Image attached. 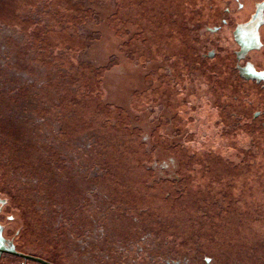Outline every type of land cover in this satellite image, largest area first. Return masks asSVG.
<instances>
[{
  "label": "rangeland",
  "instance_id": "1",
  "mask_svg": "<svg viewBox=\"0 0 264 264\" xmlns=\"http://www.w3.org/2000/svg\"><path fill=\"white\" fill-rule=\"evenodd\" d=\"M192 4L0 0V116L15 107L34 131L45 117L46 132L55 136H47V157L39 163L31 162L34 146L17 155L14 136L5 140L1 131L0 148L9 155V171L32 175L20 184L26 197H35L28 189L34 176L41 191L51 192L55 185L47 181L58 175L67 179L59 185L60 201L86 199L88 213L102 215L100 228L83 232V249L88 244L90 251L92 243L104 254L116 242L122 264H264V150L252 142V126L231 117L224 82L219 98H211L199 76L180 82L168 64L158 66L160 59L167 62L164 50L192 55L196 42L185 29L190 17L183 16ZM16 92L22 97L13 103ZM37 131L45 133L41 126ZM173 139L179 144L172 149ZM91 141L98 156L82 171L83 155H75ZM155 145L178 160L158 158ZM73 148L74 162L68 156ZM156 159L167 160L173 179L161 178ZM12 208L32 256L66 264L53 259L62 242L36 229L34 216L25 220L22 209Z\"/></svg>",
  "mask_w": 264,
  "mask_h": 264
},
{
  "label": "flooded vegetation",
  "instance_id": "2",
  "mask_svg": "<svg viewBox=\"0 0 264 264\" xmlns=\"http://www.w3.org/2000/svg\"><path fill=\"white\" fill-rule=\"evenodd\" d=\"M192 5L183 14L184 17L186 15L190 17L187 20L188 23L185 29H188L194 35L196 42L195 47H191L193 50L192 55L184 54L183 52L182 55L184 54L186 56L181 58L182 55L175 56L164 50L163 56L167 59V62L164 59H160L158 61H162L158 62V66L162 67L163 64H168L169 68L172 69L171 73L180 82L183 81L182 76L185 77L188 74L199 76L201 81H205L203 83L208 84V89H211V98L212 96L219 98L220 92L223 89L222 82H224L225 88H227L226 90L231 95L230 103L233 104L230 108L231 117L235 118L237 116V124L245 122L247 126H252L254 135L252 142L261 150H264V0H195V4ZM184 26L182 27L181 25L182 28ZM154 63H157V61L151 62L153 66H155ZM191 64L192 67H190ZM174 79L171 80L173 82L177 81ZM14 89L17 91L18 87ZM14 96V99L11 100L13 103H17L19 98L21 99L22 97V92H16ZM215 102L217 103L216 100ZM4 112L5 114L2 117L0 116V121H4L5 126H0V131L2 132V136L5 137V140L10 134L14 136L17 146L16 154L21 155L23 151H28L29 145H31L38 151L31 157V162L39 163L44 157H47L43 156L47 145L44 142H47V139L50 138L47 136H54V134L51 132L49 135L47 133L49 131L46 132L48 127L43 122L42 117H39V123L35 122L37 125L34 131L32 127L26 125L27 118L24 117L23 111L20 112L15 107H8L5 108ZM175 117L177 118L178 115L172 113L171 119L174 120ZM38 126L43 127L45 133L38 132ZM41 131L43 132V130ZM28 132H31V134L28 135ZM2 136L0 133V138ZM26 136L30 137L29 142H27ZM178 140H171L173 146L170 145V148L173 149L176 146L175 144H179ZM44 144L45 148H43ZM86 146L90 147V145ZM89 147L86 149L83 146L81 150L83 149L82 151L84 153L81 155L78 152L80 150L77 149L75 155L76 157L83 155L84 164L82 171L84 169L89 171L91 168V163H86L90 157L86 152ZM152 148H154L153 151H155V155L158 158L167 156L171 157L172 160H178L174 156L175 153L171 155L168 150L156 147V145ZM74 150V148L71 149L68 154L73 162L75 161L73 158L75 157ZM4 152L5 149L2 144L0 148V185H3L2 181H4L6 184L5 190L7 191L5 193L7 195H2L3 192H0V226L2 227L1 234L3 238L9 244L14 245L16 251L23 253L22 243L19 245L18 241L21 242L24 236L18 229L8 227L11 223H16V217L7 215V209L12 205L22 209L25 220L30 221L26 218L34 216L36 219V229L44 230L45 234L51 237V239L54 238L58 243L62 242L64 250L60 252L52 251L53 259L61 258L66 264H88V262L91 264L92 261L88 259L91 256L95 259L94 264H106L107 258V264H122V260L119 259L120 256L117 253L116 242L108 243L105 241L104 243L103 241V244L108 243L110 246L109 250H102L103 253H108L111 257L116 255L113 259L106 257L104 254H100L99 251L96 253L93 249L95 245H92V243L90 244L91 247L89 246L90 251L87 248L88 244L84 249L80 247L79 242L81 240L88 241L84 237L83 232L88 230L93 233L96 229L100 228L102 225V215L96 216L97 212L89 214L87 210H91V207L87 204L88 201L86 199L82 201L78 199L72 202H62L64 196L61 195L59 197V185H65L67 182L66 178L59 177L58 175L51 177L52 179L47 181V183L52 184V186L55 185V187L51 192H47L45 190L41 191L42 181L37 180V176H34L35 184L31 182L28 189L31 194L34 193L35 197H26V187L20 186V184L27 185L28 181L26 179L32 175L23 169L9 171L11 161H9L8 153L6 152L5 154ZM166 161L156 159L155 166L158 169H163L160 170L164 174L161 178L173 179L170 173L171 171L168 174L166 173ZM80 167L81 165L78 162L74 163V168L79 169ZM65 170L67 169L63 171ZM176 174L177 172L174 173V177ZM86 180L87 178L85 176L82 177V181L88 182ZM71 185L70 183V187ZM92 186L93 188H98L96 183L95 186ZM45 201L50 204L51 209L43 207ZM83 216H86L89 221L83 222L81 220ZM90 221L95 223L93 228L88 226ZM32 222L31 220L30 223ZM71 245H74L75 248L69 250L68 247L71 248ZM118 248L120 250V247ZM113 249L116 252L112 251ZM7 257L21 259L23 264L32 262L10 254L0 253V264H6L5 260ZM98 257L100 260L102 259V263L96 261ZM44 260L57 264V262H53L55 260L49 261L45 258Z\"/></svg>",
  "mask_w": 264,
  "mask_h": 264
},
{
  "label": "water",
  "instance_id": "3",
  "mask_svg": "<svg viewBox=\"0 0 264 264\" xmlns=\"http://www.w3.org/2000/svg\"><path fill=\"white\" fill-rule=\"evenodd\" d=\"M0 192H3L2 195H7L5 193L6 191H5L4 187H3V185H0ZM7 215L16 217L12 206L7 209ZM8 227L18 229L20 231V233L23 234L17 218H16V223H11L10 226H8ZM1 231H2V227L0 226V253L10 254V255H13V256H16V257L23 258L24 260H27V261H32V262H26L25 264H36V263H38V264H53V263L48 262V261H46V260H44L42 258L31 256L32 254H31L29 246H28V244L26 242L25 237H23V239L21 238L22 239L21 242L18 241L19 245L22 243V251H23V253H20V252L16 251L14 245H12L11 243L9 244L3 238L2 234H1ZM23 236H24V234H23ZM7 244H8V246H7ZM24 253H26V254H24ZM5 261H6L5 262L6 264H23V261L21 259L12 258V257H7ZM33 262H35V263H33Z\"/></svg>",
  "mask_w": 264,
  "mask_h": 264
},
{
  "label": "trees",
  "instance_id": "4",
  "mask_svg": "<svg viewBox=\"0 0 264 264\" xmlns=\"http://www.w3.org/2000/svg\"><path fill=\"white\" fill-rule=\"evenodd\" d=\"M42 119H43V122H45L46 121V118L45 117H42ZM44 119H45V121H44ZM91 145H90V147L88 148V150H86V152H87V154L90 156V157H95V156H98L97 154V152H98V148H97V146L95 145V141L94 142H92L91 141ZM86 147V146H85ZM86 149H87V147H86ZM92 167V166H91ZM93 211V210H92ZM96 216H100V215H96ZM95 223L93 222V221H90V224L88 225L90 228H93V225H94Z\"/></svg>",
  "mask_w": 264,
  "mask_h": 264
}]
</instances>
